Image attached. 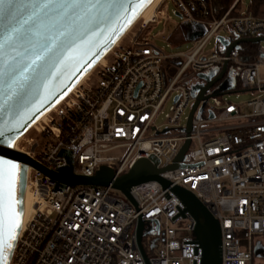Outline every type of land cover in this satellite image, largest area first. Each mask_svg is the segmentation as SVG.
Segmentation results:
<instances>
[{"label": "built area", "instance_id": "1", "mask_svg": "<svg viewBox=\"0 0 264 264\" xmlns=\"http://www.w3.org/2000/svg\"><path fill=\"white\" fill-rule=\"evenodd\" d=\"M168 1L160 0L150 19L141 17L14 149L49 170L72 166L74 174L90 177L108 165L116 178L141 158L153 159L158 168L173 164L189 139L182 165L161 173L170 187L158 180L142 182L125 201L111 193L113 183H58L30 166L26 206L30 203L31 210L10 264H202L196 221L184 211L172 189L176 185L193 191L220 221L221 264H264V251L255 254L258 243L264 247V60L259 53L253 59L242 55L239 48L229 55L225 49L203 53L222 30L234 39L264 36V17L248 12L250 4L243 0H235L221 16L213 0H172L184 21L206 30L190 52L170 55L150 32L161 19L170 20ZM158 35L165 38L164 31ZM234 39L225 40L230 44ZM172 58H181L180 64L167 71L166 61ZM224 62L228 70L236 68L242 87L254 97L242 103L223 95L201 100L188 132L199 92L192 94L183 83L198 72L216 69L217 76ZM173 90L177 94L166 121L158 125ZM119 150L124 156L114 154Z\"/></svg>", "mask_w": 264, "mask_h": 264}, {"label": "water", "instance_id": "2", "mask_svg": "<svg viewBox=\"0 0 264 264\" xmlns=\"http://www.w3.org/2000/svg\"><path fill=\"white\" fill-rule=\"evenodd\" d=\"M155 0H84V2L39 4L20 0L16 14L8 15V4H0V170L15 162L10 172L15 179L0 175V228L7 206L9 226L13 220L19 227L12 230L13 248L4 255L10 264L26 215L27 180L30 166H35L58 183L113 186L132 198L130 189L149 180H158L164 188L171 182L162 176L166 170L179 167L184 160L190 140H186L176 161L158 168L153 159L141 158L125 174L115 178L113 167L102 165L93 176L76 175L72 166L57 171L49 170L26 154L16 151L15 145L36 122L55 108L102 61L112 48L134 27ZM179 16L182 15L177 12ZM190 24L189 22L182 21ZM201 26V25H199ZM63 33V34H61ZM205 30L195 31L189 40L202 36ZM227 55L241 43L264 42V36L236 38L232 43L222 39ZM71 50H68L72 45ZM36 55L43 59L37 65ZM228 71L224 62L215 77V70L205 76L206 83L197 86L199 93L192 105L187 131L193 129V115L203 99L223 94L211 92ZM235 86V85H234ZM233 86V87H234ZM232 87V88H233ZM206 94V95H205ZM204 108V105L201 109ZM213 116V113L211 114ZM196 221L194 235L203 249L202 264H221L220 221L209 211L196 194L181 185L173 186ZM144 222L139 221L138 240L141 245ZM264 247L258 243L255 254L260 256ZM4 264V261H0Z\"/></svg>", "mask_w": 264, "mask_h": 264}, {"label": "rangeland", "instance_id": "3", "mask_svg": "<svg viewBox=\"0 0 264 264\" xmlns=\"http://www.w3.org/2000/svg\"><path fill=\"white\" fill-rule=\"evenodd\" d=\"M243 3L245 5H248L251 3V0H243ZM168 14L170 15V20L165 21L164 19H161L157 24L153 25L150 29L151 35L154 36L155 42L157 46L162 48L167 54L170 55H184L187 52H190L196 45V40H179L176 35L173 36L172 39H170V34L176 31L178 28V24H180L183 21V18L177 14V6L172 1H168ZM164 31L165 38H163L161 35H158L159 32ZM232 38L234 39L235 36L229 31V30H222L216 34H214L208 43L206 44L203 53L210 54L213 52H220L226 48L224 42L222 39L226 38ZM260 51L259 56L261 60H264V42L260 43ZM260 72L262 77L264 78V64L260 67ZM206 72H198L196 74H193L187 78V80L183 83L186 88H188L192 94L196 95L199 90L197 89V86L204 85L206 80ZM236 68L231 66L228 70L227 77L221 81V83L215 87L214 89L210 90V92L215 95L219 91H223L224 97H226L228 100H230L233 103H242L250 100L254 97V94L251 91H242V92H234L232 91V87L235 85L236 80ZM177 94L176 90H173L171 93V97L166 102L165 106L163 107L162 111L159 113L157 117L156 123L158 125H161L165 123L166 121V115L170 111L171 105L173 104L174 96ZM212 101V98H211ZM189 113V109L186 110L184 116H183V124L186 123V117ZM199 114H203V109L198 110ZM115 155L124 156V153L122 151H115ZM111 193L114 196H118L123 198L125 201H129L126 194L117 188H113L111 190Z\"/></svg>", "mask_w": 264, "mask_h": 264}, {"label": "trees", "instance_id": "4", "mask_svg": "<svg viewBox=\"0 0 264 264\" xmlns=\"http://www.w3.org/2000/svg\"><path fill=\"white\" fill-rule=\"evenodd\" d=\"M234 1L235 0H213L214 8L217 15L218 16L223 15L227 10H229V8L232 6ZM248 12L252 13L257 17H264V0H251ZM235 14H237L236 10L233 11V15ZM199 30H206V28L204 26H199L191 23L188 25L187 23L181 22L180 24H178V28L176 29V31L170 34L169 37L170 39H172L173 36L176 35L180 41L189 40L191 34ZM259 48H260V43H252V42H244L241 43L239 46L240 53L242 55L250 56L251 59H253L256 55H258ZM180 61L181 58H172L167 60L166 61L167 71H170V67H172V65L174 64L179 65ZM226 77L227 75L225 76V78ZM219 84H217L216 86H218ZM231 90L234 92L246 91V88L242 87L240 77L238 75L236 76L235 86Z\"/></svg>", "mask_w": 264, "mask_h": 264}, {"label": "snow or ice", "instance_id": "5", "mask_svg": "<svg viewBox=\"0 0 264 264\" xmlns=\"http://www.w3.org/2000/svg\"><path fill=\"white\" fill-rule=\"evenodd\" d=\"M19 2L20 0H0V4H8L10 6L7 9L8 15L16 14L15 5ZM26 2L39 4L41 0H26ZM43 2L46 4H57V3H67L68 0H43ZM73 2H84V0H73ZM96 2L98 3L99 0H96ZM113 2L114 3H117V2L126 3L128 2V0H113ZM73 46L74 44L68 50H71ZM42 59H43L42 55H36L34 60L32 61V64L37 65L38 62L41 61ZM2 159L3 158L0 157V160ZM15 167H16L15 162L9 163L4 169L0 170V175H3L10 180L15 179L14 175H12L10 172V170L15 169ZM17 227H19V224L15 220H13L11 223V226H9L8 211H7V206H6L5 213H4V219H3V226L2 228H0V261H4V264H7V259L4 254L6 252H10V250L13 248V243H10V241H13L12 230Z\"/></svg>", "mask_w": 264, "mask_h": 264}, {"label": "bare ground", "instance_id": "6", "mask_svg": "<svg viewBox=\"0 0 264 264\" xmlns=\"http://www.w3.org/2000/svg\"><path fill=\"white\" fill-rule=\"evenodd\" d=\"M159 4H160V0H155V1L149 6V8L143 13V15H142L141 17H144V18L150 19L151 16L154 15V12H155L156 9L158 8ZM45 116H46V115H45ZM45 116H43V117L41 118V120L44 119ZM35 124H37V122H36ZM35 124H34V125H35ZM32 127H34V126H32ZM28 131H29V130H28ZM28 131H27V132H28ZM27 132H26V133H27ZM17 142H18V141H17ZM15 146H16V145H15ZM26 199H27V197H26ZM30 208H31V205H30V203H29V206H28V205L26 206V210H27V215H25L26 217L29 216V213H30V210H31ZM24 221H25V220H24Z\"/></svg>", "mask_w": 264, "mask_h": 264}]
</instances>
